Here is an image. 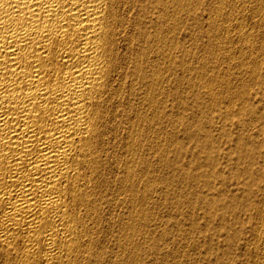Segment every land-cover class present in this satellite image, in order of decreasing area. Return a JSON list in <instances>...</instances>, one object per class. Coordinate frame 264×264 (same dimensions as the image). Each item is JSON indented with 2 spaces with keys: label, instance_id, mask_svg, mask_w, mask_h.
Here are the masks:
<instances>
[{
  "label": "bare ground",
  "instance_id": "1",
  "mask_svg": "<svg viewBox=\"0 0 264 264\" xmlns=\"http://www.w3.org/2000/svg\"><path fill=\"white\" fill-rule=\"evenodd\" d=\"M243 1L222 34L226 0H0V264H163L166 205L219 260L264 264V0Z\"/></svg>",
  "mask_w": 264,
  "mask_h": 264
},
{
  "label": "rangeland",
  "instance_id": "2",
  "mask_svg": "<svg viewBox=\"0 0 264 264\" xmlns=\"http://www.w3.org/2000/svg\"><path fill=\"white\" fill-rule=\"evenodd\" d=\"M237 1V4L235 3ZM238 1H239V3H238ZM209 2L210 3H214V5L216 6V0H209ZM234 4H233V3ZM232 2H231V0H226V2H225V4H224V7H223V9H222V13H223V15H221V17H220V19H221V21H220V24H221V28H220V30H221V32L223 31V33L222 34H224V31L225 30H223V27H227V24H228V27L231 25V26H233V25H236L235 24V21H229V17L231 16V17H234V12H233V10H234V8H235V6H236V8H237V6L238 7H240L239 5H243L242 3H244V1L243 0H232ZM191 3V4H190ZM226 3L229 5V7H228V5H226ZM233 5H232V4ZM241 3V4H240ZM194 4V1H189V3H188V5H190V6H187L188 8H190V7H192V5ZM213 4H212V6L215 8V6H214ZM193 6H195V5H193ZM198 6V5H197ZM188 8H186V10H185V18H186V20H187V17H188V22L189 21H191V25L194 23V22H196L197 23V26H194L195 27V29H192L193 31V34H194V36H195V41H196V46H190L191 48H192V50H193V53L196 55V58H195V60H194V62H199L198 64L197 63H195V64H197V66L198 67H201L200 65H201V63L203 64V62L204 63H207V65L206 64H204L205 65V67H204V71H203V69L201 70H199L198 71V74H195L194 75V77H197L198 75H199V73H200V76H199V78L197 79L199 82H202L203 83V80H202V78L206 75V73H211V71H207V68L209 67V66H211L212 64V62L209 64L208 62L210 61V56H212V52H213V47L210 45V43H209V36L212 34V27H210L209 26V22H208V16H207V14H208V10H206V11H202V6H201V8L199 9V11H198V15H197V17H196V15L195 16H191V13L189 12V9ZM199 8V7H198ZM230 8H231V11H230ZM236 8H235V10L234 11H236ZM227 10V11H226ZM215 11V10H214ZM225 11V12H224ZM233 15H232V14ZM231 14V15H230ZM229 15V16H228ZM225 17H227L226 19H225ZM223 19H225L224 21H223ZM193 21V22H192ZM226 24H225V23ZM229 23H230V25H229ZM199 24H201L200 26H199ZM203 30V31H202ZM196 31V32H195ZM235 33V31H232V34H234ZM213 34H214V31H213ZM261 36L260 35H257L256 37H255V41L257 42V43H260L261 42V38H260ZM237 41H234L233 43H235L234 44V46L235 47H238L239 46V44L238 43H236ZM235 49V48H234ZM201 50V51H200ZM202 52H203V54H202ZM201 54H202V57H201ZM207 54V55H206ZM210 54V55H209ZM209 56V57H208ZM199 57V58H198ZM197 59H199V60H197ZM209 59V60H208ZM203 60V61H202ZM209 69L211 70L212 69V66H211V68L209 67ZM202 71H203V73H202ZM207 71V72H206ZM224 71V72H223ZM222 74H224V75H226L227 74V76L229 75V73H228V71H225V67H224V69L222 70ZM197 75V76H196ZM203 75V76H202ZM193 77V79H195ZM173 89H174V86L172 87ZM201 90L203 91V88H201ZM206 104H207V101H206ZM197 105V107H198V109H197V112H195V113H198V115H201V119H200V124H202V125H207V121H208V117H207V114H208V109H207V107H200V106H198V104H196ZM174 106L176 107V105H175V102H174ZM197 107H195L194 109H195V111H196V108ZM176 109H177V107H176ZM199 109H201V110H203V111H199ZM204 113H205V115H204ZM200 117V116H199ZM206 117V118H205ZM203 120V121H202ZM203 122V123H202ZM205 122H206V124H205ZM263 125H264V123H263ZM179 134L181 133L180 131L178 132ZM262 137H260V140H261V142H262V149H261V151H260V157H257V161L259 162V165H260V167H261V172H262V174H264V127H263V131H262V135H261ZM175 155H174V153L173 152H171L170 153V157H172L173 159H175L176 157H174ZM182 161H183V159H181V164H182ZM186 163H188V162H186ZM190 164H187V167L189 166ZM235 165L234 164H232V167H234ZM186 166H184L183 167V165H182V168H187ZM195 166H193L191 169H190V172L192 173V169L194 168ZM166 170V175L167 174H172V172L174 171L173 170V168H168V170H167V168L165 169ZM172 170V171H171ZM235 170L236 169H232L230 166H228V167H225V166H223V171H224V173H225V176L227 177V179H228V181H232V185H231V189L232 190H235L236 191V188H235V185H234V180L237 178V176H235ZM168 171V172H167ZM170 172V173H169ZM174 184H176V185H173V189H175L176 190V188L177 189H179L178 187H180V185L179 184H177V183H174ZM172 186V185H171ZM184 195H185V193H184ZM186 197L188 196V198H190L191 200H192V202L193 203H195V201H196V197H195V194L194 193H192L191 194V191H189V192H186V195H185ZM192 196V197H191ZM195 199V200H194ZM165 207L167 208L166 210H165ZM165 207H163L162 209H164V212H163V210H161V214H164L163 216H166V217H164V218H166L165 219V224L164 225H166V226H164L163 225V228H165V229H163L164 230V232H165V234H167V235H165L168 239H166V237L163 239V241H162V243L165 241V243L164 244H166V246L165 245H163V244H161V247H165V249L167 250V251H169V252H166V250L164 249L163 251H164V253L163 254H165L166 256H165V258L164 257H162V260H163V264H170V263H174V261H175V264H189V262L191 263V264H198V262H196V261H198V259H199V264H200V262H201V264H226V260H224V258H221L220 260L218 259V257H217V247L215 246V245H213L211 242H207V241H205V236H200L199 235V232L200 231H197V229L196 228H191V224H188V226H187V224L186 225H184L183 226V228H181V230H179L178 229V227H175L174 225H172L171 224V222L169 221V217H167L168 215H166V214H169V213H165V211L166 212H169L168 210L170 209L169 207H168V205H166ZM183 208L185 209L186 208V212H185V210H184V212H181L180 210L182 209L183 210ZM183 208H180L179 209V213L181 214H177V217L179 218V219H181L182 220V218H183V215H184V213H186L187 214V211L188 212H190V211H192V213L194 214V212H195V210L193 209V205H192V207H183ZM189 208H191V209H189ZM199 213V212H198ZM197 212H196V214H198ZM199 215V214H198ZM204 222L202 221V225H203V228L205 229V224H203ZM171 225H172V227H171ZM188 228L187 230H186V227ZM166 228H168V229H166ZM169 228L170 229H172L171 231L169 230ZM177 228V229H176ZM183 229V230H182ZM186 230V231H185ZM167 231V232H166ZM185 231V232H184ZM196 231V232H195ZM171 232H172V234H171ZM178 232V233H177ZM169 233V234H168ZM172 235V236H171ZM179 235V236H178ZM180 235H181V237H180ZM172 237V238H169V237ZM176 236V237H175ZM178 236V237H177ZM186 236V237H185ZM187 237H189V238H187ZM199 237V238H198ZM188 239L187 240V242L188 243H186V239ZM193 238V239H192ZM170 239V240H169ZM171 239H172V241H171ZM177 239H178V244H177ZM196 239V240H195ZM198 239V240H197ZM201 239V240H200ZM181 240H183L182 242H181ZM189 240H190V242H189ZM170 243H169V242ZM200 242V243H199ZM179 243H180V245L181 246H179ZM186 245H184V244ZM167 244H168V249H167ZM172 244V245H171ZM176 244L178 245V246H176ZM190 244H192L191 246H192V248H194L193 249V251H192V248H191V246H190ZM163 245V246H162ZM182 245L184 246V249L185 250H187L188 251V253H187V251H185L184 252V249L182 248ZM200 245V246H199ZM173 246V247H172ZM198 246H199V248H198ZM163 247V248H164ZM180 247V248H179ZM186 247V248H185ZM187 247H188V249H187ZM175 248V249H174ZM189 248H191V250L189 249ZM197 248V249H196ZM171 249H173L174 250V252H175V250L177 249V251L173 254V250L171 251ZM178 249H182V250H179L180 251V253H179V251H178ZM196 249V250H195ZM171 251V252H170ZM182 251V252H181ZM192 251V252H191ZM195 251H197V253H195ZM189 252H190V254H189ZM169 253H171L172 254V256H173V258H171V260L170 259H168V255L167 254H169ZM183 253V254H182ZM195 253V254H194ZM199 253V256L197 255ZM179 254V255H178ZM180 254H182V255H180ZM187 254V255H186ZM192 254H194L193 255V257L191 256ZM204 254V255H203ZM206 254V255H205ZM170 255V254H169ZM176 255V256H175ZM188 255H190L189 257H188V259H187V256ZM151 257H152V259H153V262L155 261L154 260V258H153V255H150ZM164 256V255H163ZM174 256H175V258L177 257V259L179 260H177V259H174ZM179 256H182V257H180L179 258ZM186 258H185V257ZM170 257H171V255H170ZM169 257V258H170ZM184 257V258H183ZM191 258H193V259H191ZM174 259V260H173ZM185 259H187V261L185 260ZM193 262H191L190 260ZM169 260H170V262H169ZM177 260V261H176ZM182 260H183V262H185V263H183L182 262ZM185 260V261H184ZM181 261V262H180ZM151 262V261H150ZM148 263V264H152V263ZM177 262V263H176ZM154 264H155V262H154Z\"/></svg>",
  "mask_w": 264,
  "mask_h": 264
}]
</instances>
